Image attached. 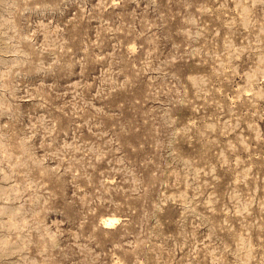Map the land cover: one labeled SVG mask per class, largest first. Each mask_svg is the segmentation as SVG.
Listing matches in <instances>:
<instances>
[{
  "label": "clouds",
  "instance_id": "9594fccd",
  "mask_svg": "<svg viewBox=\"0 0 264 264\" xmlns=\"http://www.w3.org/2000/svg\"><path fill=\"white\" fill-rule=\"evenodd\" d=\"M0 264H264V0H0Z\"/></svg>",
  "mask_w": 264,
  "mask_h": 264
}]
</instances>
